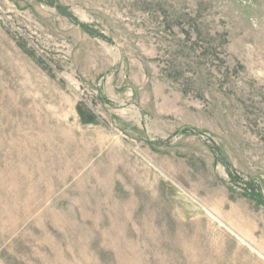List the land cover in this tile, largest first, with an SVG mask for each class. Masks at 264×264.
I'll return each mask as SVG.
<instances>
[{"label":"rangeland","instance_id":"obj_1","mask_svg":"<svg viewBox=\"0 0 264 264\" xmlns=\"http://www.w3.org/2000/svg\"><path fill=\"white\" fill-rule=\"evenodd\" d=\"M0 264H264V0H0Z\"/></svg>","mask_w":264,"mask_h":264}]
</instances>
